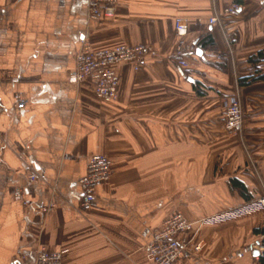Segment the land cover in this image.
<instances>
[{"label":"crops","instance_id":"obj_1","mask_svg":"<svg viewBox=\"0 0 264 264\" xmlns=\"http://www.w3.org/2000/svg\"><path fill=\"white\" fill-rule=\"evenodd\" d=\"M235 1L120 0L94 19L87 0H0V264H34L42 247L63 250L64 264H153L146 246L171 213L194 221L264 197V0L224 14ZM214 6L221 26L209 23ZM176 17L192 43L210 30L217 53L178 65ZM83 40L158 54L138 70L119 65L106 102L92 81L69 80ZM236 89L240 135L225 127ZM97 153L112 176L83 210L80 179ZM263 231L264 208L206 225L201 251L174 264H263Z\"/></svg>","mask_w":264,"mask_h":264},{"label":"built area","instance_id":"obj_2","mask_svg":"<svg viewBox=\"0 0 264 264\" xmlns=\"http://www.w3.org/2000/svg\"><path fill=\"white\" fill-rule=\"evenodd\" d=\"M120 0H87L89 15L94 19L110 18L115 14ZM240 9L238 2H233L223 10L224 14L235 15ZM215 13L209 18L211 25H222V19L216 7ZM176 42L173 53L177 57L178 65L187 68V56L193 51L190 41L189 25L185 18L175 19ZM82 47L75 57V68L69 80L74 83H84L89 80L93 83L95 95L106 102H112L118 97L120 76L117 67L121 64H130L134 70L141 68L147 56H156L158 51L151 45H129L117 43L104 47H93L87 40L82 41ZM26 101L17 96V107L23 109ZM225 126L233 133H241L244 126V110L241 95L238 89L227 98L225 104ZM112 176V161L106 155L97 153L91 155L85 175L80 179L83 190L81 208L89 210L95 198L96 188L107 183ZM36 179L35 174L30 175ZM16 196L22 198L20 190ZM29 200H25L28 203ZM264 208V197L249 201L244 205L231 207L220 212L206 215L191 221L183 213L176 211L168 215L162 226L154 232L152 239L146 246L147 258L153 264H174L188 248L199 252L202 243L198 241V233L206 225L223 223L242 215L256 212ZM64 251H51L45 247L39 249L34 264H64Z\"/></svg>","mask_w":264,"mask_h":264},{"label":"trees","instance_id":"obj_3","mask_svg":"<svg viewBox=\"0 0 264 264\" xmlns=\"http://www.w3.org/2000/svg\"><path fill=\"white\" fill-rule=\"evenodd\" d=\"M237 1H239V0H236L235 2H237ZM229 15H231V14H229ZM216 47H217L216 41L214 39L212 32L210 30H206L205 33L202 36H200V38L195 40V42L193 43V51L190 52L189 54H197L199 52V50L202 52L204 50H210L211 53H217ZM201 90L202 89L199 86L198 87L196 86V92L200 96L202 95ZM263 234H264V231H263ZM261 244L264 245V238L261 240ZM260 258L262 260V263L264 264V250H263Z\"/></svg>","mask_w":264,"mask_h":264},{"label":"rangeland","instance_id":"obj_4","mask_svg":"<svg viewBox=\"0 0 264 264\" xmlns=\"http://www.w3.org/2000/svg\"><path fill=\"white\" fill-rule=\"evenodd\" d=\"M214 2H215V0H214ZM226 127V126H225ZM244 127V126H243ZM227 130V129H226ZM228 131V130H227ZM228 132H230V131H228ZM230 133H233V132H230ZM241 133H242V131H241ZM241 133H233V134H238V135H240Z\"/></svg>","mask_w":264,"mask_h":264},{"label":"water","instance_id":"obj_5","mask_svg":"<svg viewBox=\"0 0 264 264\" xmlns=\"http://www.w3.org/2000/svg\"><path fill=\"white\" fill-rule=\"evenodd\" d=\"M198 53H201V51L199 50V52ZM257 255L259 254V251H257V252H255Z\"/></svg>","mask_w":264,"mask_h":264}]
</instances>
